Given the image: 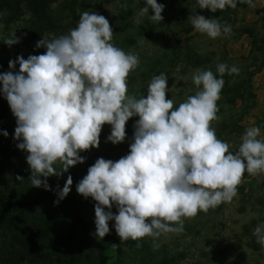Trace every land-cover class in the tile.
Segmentation results:
<instances>
[{
  "label": "clouds",
  "instance_id": "9594fccd",
  "mask_svg": "<svg viewBox=\"0 0 264 264\" xmlns=\"http://www.w3.org/2000/svg\"><path fill=\"white\" fill-rule=\"evenodd\" d=\"M240 2L255 6L253 0ZM196 5L214 13L236 8V0H196ZM164 7L157 0H145L140 11L160 22ZM191 24L213 39L232 31L230 25L222 26L199 14L191 18ZM113 33L103 15L85 11L68 34L36 42L37 48H46L44 53L9 60V69L18 63L19 71L0 73V92L16 118L13 138L21 141L16 147L28 153L31 185L50 190L47 179L40 177L59 176L83 163L80 152L99 147L105 124L111 125L107 141L114 145L123 142L126 122L138 116L128 154L116 161L97 158L76 191L96 202L97 240L110 232L109 221L115 222L122 242L181 233L186 218L230 202L245 173L264 174V139H258L261 130L246 129L238 150L231 152L211 126L219 119L222 77L226 72L238 74L236 66L218 64L220 78L211 70H197L192 82L198 90L175 108L174 100L166 99L164 73L152 77L146 95L139 99L128 95L127 78L140 61L138 54L126 53L111 43ZM3 42L12 46L19 37L14 32ZM2 134L8 136L7 131ZM56 164L61 165L60 171ZM72 183L69 175L54 204L68 195ZM253 235L264 249V223L255 227ZM159 246L153 243L154 249Z\"/></svg>",
  "mask_w": 264,
  "mask_h": 264
},
{
  "label": "rangeland",
  "instance_id": "374dc122",
  "mask_svg": "<svg viewBox=\"0 0 264 264\" xmlns=\"http://www.w3.org/2000/svg\"><path fill=\"white\" fill-rule=\"evenodd\" d=\"M144 2L54 0L48 3L55 13L54 25L41 32H21L23 21L31 17L27 12L16 13L7 24L1 20L0 38L15 32L19 42L0 47V73L18 72L19 64L9 69V60L44 53L46 48H37V41L68 34L77 26L81 13L96 12L110 23L114 32L111 43L126 53L138 54L139 66L127 78L128 95L137 99L146 95L152 77L164 73L166 99H173L175 108L198 90L192 82L197 70H211L220 78L218 64L236 66L238 74L226 72L222 77L225 83L217 101L219 119L211 126L231 152L238 150L248 128L259 127L258 139H264V0H253L254 7L236 0V8L214 13L200 9L196 0H157L165 5L160 22L141 13ZM196 14L230 25L231 33L213 39L197 32L191 24ZM137 119L129 118L126 139L115 145L107 141L111 125H103L99 147L80 152L85 157L83 163L59 176L40 177L50 186L45 190L31 185L28 153L18 149L21 141L13 138L16 118L12 112L6 116L0 123V202L22 204L9 210L0 224V264H264V249L253 235L255 227L264 223V174L245 173L230 202L186 218L181 233L122 242L115 222L109 221L110 232L103 240L95 238L96 202L78 194L76 186L97 158L116 161L128 154ZM3 131L8 132L7 137ZM54 167L61 170L60 164ZM69 175L71 191L54 204ZM17 176L23 179L17 180ZM111 211L117 212L115 205ZM154 242L160 245L158 249L153 248Z\"/></svg>",
  "mask_w": 264,
  "mask_h": 264
},
{
  "label": "trees",
  "instance_id": "16d2710c",
  "mask_svg": "<svg viewBox=\"0 0 264 264\" xmlns=\"http://www.w3.org/2000/svg\"><path fill=\"white\" fill-rule=\"evenodd\" d=\"M54 0H0V21L4 24L12 22L18 12H27L31 17L23 21L20 27L21 32H41L49 29L54 25L53 16L55 15L49 9V2ZM10 18L7 19V17ZM16 37H19L16 36ZM10 37L3 36L0 38V47L6 46L3 42ZM2 87V85H0ZM11 114L10 107L7 100L0 92V123L5 121L8 114ZM3 130L0 127V131ZM22 202L8 200L7 202H0V224L7 215V212L18 208Z\"/></svg>",
  "mask_w": 264,
  "mask_h": 264
}]
</instances>
